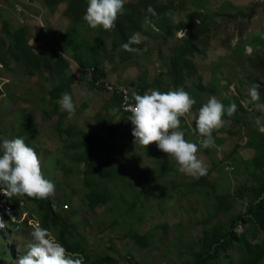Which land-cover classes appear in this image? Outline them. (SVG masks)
<instances>
[{"label": "rangeland", "instance_id": "374dc122", "mask_svg": "<svg viewBox=\"0 0 264 264\" xmlns=\"http://www.w3.org/2000/svg\"><path fill=\"white\" fill-rule=\"evenodd\" d=\"M136 1L126 0V3L134 5ZM154 1L160 4L170 0ZM171 1L170 10L151 19L150 25L146 26L142 21L138 34L148 49L146 54L136 55L138 62H132L134 58L122 60L117 47H113L112 30L92 29L84 20L71 26V21L62 14L66 2L46 6L43 0H30L29 3L0 0V56L7 62V66L0 64V89L4 94L0 96V143L5 139H29L26 144L39 155L45 178L55 184V195L49 197L55 211L74 225L75 234L85 247L84 252L90 257L110 253L113 260L109 264H178L191 258L190 253L196 249L203 227H211L220 221L229 227L239 215H243L249 196L244 194L234 200L232 193L243 184L253 183L247 178L254 169L253 144L259 141L260 149L264 151V131L255 123L261 114L252 105L245 107L243 104L249 99L247 89L253 85L250 78L258 76L264 83V66L251 61L264 46V8L257 7L255 14L246 20L234 14L246 12L254 0ZM126 3L117 20L126 17L129 11ZM195 9L208 12L212 18L206 35L208 40L206 47H200L192 57L196 71L186 75L183 84L174 87L166 75V64L170 48L182 37L183 30L176 31L164 43L161 25L184 20ZM224 14L230 18H224ZM3 22L11 30L23 28L25 38L35 49L46 50L56 45L69 60L67 73L74 76V81L66 92L72 96L76 113L71 119H63L62 127L71 124L79 131L99 135L97 148L87 152L85 147L76 150L67 146L76 139L84 140L79 132L69 134L64 129L59 130L57 114L52 107L55 102L62 111L58 103L60 98L51 100L48 97L49 89L58 79L54 81L46 67L41 68V74H34L22 61L12 57L7 49L9 41L3 31ZM97 38L103 40L98 62L110 83L130 86L133 82L137 89L149 83L144 93L153 89L183 88L190 94L196 103L191 114L181 118V130L190 142L198 143L199 139L191 133L194 128L191 115L197 114L210 97L215 96L225 108L231 103L237 105L235 116L239 121L234 122L225 113L223 127L212 133L215 147L201 148L197 153L208 166L207 175L193 178L181 173L175 161L158 150L155 143L145 149L134 145L133 126L127 120L129 116L124 112V105L117 104L111 93L93 87L88 67H80L74 61V54L82 48V39L93 45ZM84 48L83 58L89 55L86 50L90 46ZM41 97L46 99L41 100ZM27 120L37 130L33 138L24 131ZM76 152L88 154V164L107 162L116 169L117 176L110 175L106 180L97 179L93 174L89 176L96 181V186L109 194L108 203L95 208L87 204L88 187L84 183L83 170L88 164L75 162ZM161 169L164 171L160 173ZM131 187L138 195L133 216L124 212L135 196L129 192ZM216 196H224L232 203L231 208L215 214ZM19 198L25 202H21L23 210L19 220L15 216V221L20 222L27 210L38 221L37 204L27 197ZM69 208L75 211L72 215L67 210ZM4 213L0 206V223L5 225L0 227V252L7 249V253H13V256L0 253V264H16L27 251L26 245L31 242L30 233L36 221L33 219L32 225L28 222L12 227L10 221L13 220L4 218ZM250 229L251 225L244 222L233 226L235 235L244 233L252 242L264 238L258 233L256 239H252ZM134 231L149 234L146 247L137 245L128 236ZM241 254V250L231 248L227 257H219L214 264H241Z\"/></svg>", "mask_w": 264, "mask_h": 264}, {"label": "trees", "instance_id": "16d2710c", "mask_svg": "<svg viewBox=\"0 0 264 264\" xmlns=\"http://www.w3.org/2000/svg\"><path fill=\"white\" fill-rule=\"evenodd\" d=\"M30 1V0H28ZM46 6L57 5L61 2H66V6L62 11L63 16L67 17L71 21V26L82 21V17L85 14L87 7V0H43ZM170 2L167 3H155L154 0H137L134 5L126 3L128 6V13L122 21L116 20L115 27L112 29L113 47H117V52L122 60H131L132 62H138L139 59H135L136 53L126 52L122 50L121 45L128 41V38L133 34H137L140 28L143 26L142 21L146 15H150L147 12V8L151 6L157 15L155 17H150L151 19L160 17V14L167 13L170 10ZM257 7L264 8V0H254L247 9L246 12L238 11L234 14L236 17H241L248 20L251 16L255 14ZM201 9H195L190 12L184 20H180L172 25H167L162 23L161 25V35L162 42L166 43L168 39L173 36L176 31L185 30V36H182L177 40V42L170 48L171 54L168 58L166 64L167 71L166 75L170 79L171 85L177 87L183 84L186 75H191L193 70L196 71L195 65L192 64L193 55L199 51L200 47H206V42L210 30V21L208 12H203ZM199 11V12H198ZM230 18V15L224 14V18ZM164 19V17H162ZM3 31L8 38V51L16 61H22L28 69L36 74H41V68L46 67L47 71L51 74L52 78L58 79V82L51 86L48 91V97L51 100H56L60 98L61 94L69 90V85L74 81V76L67 73V69L70 62L65 58L61 50L56 46H50L46 50L41 47H33L28 40L25 38V33L23 28H17L11 30L6 22H3ZM103 40L97 38L95 44L88 45V41L82 39V48L74 54V61L80 67H88L87 70L92 74V85L93 87L109 92L106 85L110 83L109 79L105 77V72L103 71L99 60V48L102 45ZM80 44V43H79ZM81 46V45H80ZM90 46L89 50L86 52L89 54L87 57L81 55L87 47ZM133 47L144 49L145 44L142 42L133 45ZM148 49V48H147ZM147 51H143L142 54H146ZM252 63L256 61L260 65L264 66V46L260 49L252 58ZM0 64L7 66V62L4 60L3 56H0ZM163 76V74H159ZM252 84L259 85L260 91V101L264 102V83L258 79V76L251 77ZM116 84V83H112ZM134 83L131 82L130 86L126 85L132 92L135 91L138 94H144V90L150 86L149 83L142 84L138 86V89ZM135 86V88H132ZM112 95V99L119 104L121 97L118 94L109 92ZM3 95L2 89H0V96ZM46 98L41 97V100ZM53 111L57 114V123L59 125V130L67 131V133L72 134L79 132L80 138H83L84 142L80 139H76L73 143L67 145L68 147L75 148L79 150L83 147L87 149V152H91L93 148L99 146V135H92L87 131H79L75 129L74 125L68 124L65 128L62 127V121L68 118V114L65 111H59L57 103H53ZM128 116L130 112L124 111ZM234 114L231 118L234 122L239 121ZM230 118V117H229ZM76 130V131H74ZM24 131L29 133V138H33L37 134V130L31 127V121L27 120L24 125ZM26 143L29 141L27 138ZM262 143H264V136L262 137ZM246 146H249L248 144ZM262 146L258 142L253 144L255 151L252 157L254 163V169L252 173L247 175L248 179H251L253 183L243 184L238 187L233 193L232 197L234 200L242 198L244 194L249 196L248 202L246 203V208L243 215H239L236 221L231 223L229 227H226L223 222H219L211 227H203L198 240L196 249L190 253L191 258L184 259L178 264H214L219 257H227V251L231 248H236L242 251L240 262L241 264H262L264 261V238L252 242L251 239L247 238L244 233L240 235H235L233 231V226L237 223H247L251 225V238L256 239L258 233L264 235V151L260 149ZM73 160L75 162L84 161L88 164L89 156L88 154L76 152ZM98 163V164H88L83 170L85 174L84 183L88 187L86 192L87 204L91 208L97 207L99 204H106L110 200L109 194L101 187L96 186V181L89 178L93 174L97 179L106 180V177L110 175H116V169L114 170L112 165L109 163ZM161 169L159 172H163ZM145 172V171H143ZM246 178V180H248ZM249 181V180H248ZM129 192L134 194V198L126 205L124 212L132 214L138 205V195L134 193V188L131 187ZM27 196H24V198ZM28 198V197H27ZM32 199V198H28ZM23 198L13 197L8 199L6 197V203L13 210L14 216L18 220L23 210L21 201ZM38 207L39 217L37 218L38 223L41 227L52 231L54 238L62 244L69 252L79 253L84 257L85 264H109L113 257L110 253H106L104 256L90 257L86 252H84L85 247L82 242L75 234L74 225L72 223H67L54 209V205L50 198L44 200L32 199ZM25 202V201H23ZM232 203L226 201L224 196H216V204L214 206V213L217 214L220 210L227 211L231 208ZM26 209V207L24 206ZM69 214L72 215L75 211L73 209H67ZM120 211V210H118ZM26 218L22 221H10V217L3 214L12 224V227H17L18 224L27 225L29 218H33V213L27 210ZM15 218V217H14ZM116 222V219H115ZM148 235L139 232H129L128 236L133 240L134 243L140 245L141 247H146L148 245ZM3 254H8L12 257L13 253H7V249H1Z\"/></svg>", "mask_w": 264, "mask_h": 264}, {"label": "clouds", "instance_id": "9594fccd", "mask_svg": "<svg viewBox=\"0 0 264 264\" xmlns=\"http://www.w3.org/2000/svg\"><path fill=\"white\" fill-rule=\"evenodd\" d=\"M126 0H87V7L82 19L92 28H102L111 31L118 16L123 14ZM150 15L144 17V24L150 25L151 18L157 13L149 6ZM180 35L185 36L183 30ZM141 43L140 35L133 34L121 45L126 52L142 54L147 48L133 47ZM250 51V49H249ZM122 84V83H121ZM248 100L245 107L252 105L260 113L255 123L264 131V103L260 102L259 85L253 84L247 89ZM133 103L129 105L131 113L127 118L132 124L131 135L134 145L142 148L155 143L158 150L171 157L178 170L193 178L207 175L208 166L197 153L201 148L215 147L212 133L224 125V115L232 117L237 111V105L231 103L227 108L215 96H212L191 115L194 128L191 133L196 135L197 142L185 139L181 130V118L191 114L196 101L183 88L168 91L150 90L144 94L132 92ZM60 108L71 119L76 113V105L72 96L64 92L59 101ZM0 193L8 199L27 196L28 198L44 200L55 195V184L45 178L41 160L37 152L29 147L24 138L5 139L0 143ZM0 223V227H4ZM31 242L26 245L27 251L21 255L16 264H84V257L79 253L69 252L60 244L48 229L35 223L30 233Z\"/></svg>", "mask_w": 264, "mask_h": 264}, {"label": "built area", "instance_id": "2783aa9c", "mask_svg": "<svg viewBox=\"0 0 264 264\" xmlns=\"http://www.w3.org/2000/svg\"><path fill=\"white\" fill-rule=\"evenodd\" d=\"M23 1L26 2V3H29L28 0H23ZM106 88L108 89L109 92H113L115 94H118L121 97L120 103H122L126 109H124L122 107V104H121V107L125 111L128 112L127 109L129 107V105L133 103L132 91L126 85L121 84V83H116V84L108 83V85H106ZM0 198H1L0 206L3 208V211L5 212L4 214L8 215L12 220L15 221V218H14L15 216L13 214V210L6 203V197L2 194ZM27 213L28 212L25 213L24 217L22 216V220L26 218ZM33 219L34 218H29L27 223L29 222L32 225V223H34L36 221L35 219H34L35 221ZM36 223H38V221H36Z\"/></svg>", "mask_w": 264, "mask_h": 264}, {"label": "crops", "instance_id": "0c3cea01", "mask_svg": "<svg viewBox=\"0 0 264 264\" xmlns=\"http://www.w3.org/2000/svg\"><path fill=\"white\" fill-rule=\"evenodd\" d=\"M3 95H4V94H3ZM3 95H1V97H2Z\"/></svg>", "mask_w": 264, "mask_h": 264}]
</instances>
